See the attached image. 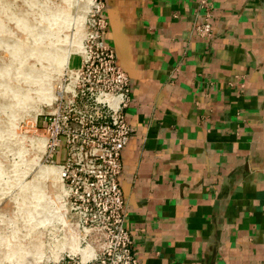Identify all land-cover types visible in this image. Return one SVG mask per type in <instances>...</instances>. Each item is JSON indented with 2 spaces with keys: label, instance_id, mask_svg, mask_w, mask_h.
Returning a JSON list of instances; mask_svg holds the SVG:
<instances>
[{
  "label": "crops",
  "instance_id": "0c3cea01",
  "mask_svg": "<svg viewBox=\"0 0 264 264\" xmlns=\"http://www.w3.org/2000/svg\"><path fill=\"white\" fill-rule=\"evenodd\" d=\"M105 1L133 82L121 181L140 264H264V0Z\"/></svg>",
  "mask_w": 264,
  "mask_h": 264
},
{
  "label": "rangeland",
  "instance_id": "374dc122",
  "mask_svg": "<svg viewBox=\"0 0 264 264\" xmlns=\"http://www.w3.org/2000/svg\"><path fill=\"white\" fill-rule=\"evenodd\" d=\"M94 3L0 0V264H53L68 253L84 254L82 249L92 253L64 193L51 197V181L40 174L42 167L59 174L60 169L46 161L45 146L39 151L34 143L44 139L40 121L52 110L60 82L82 62ZM59 51L65 55L62 63ZM41 83L55 87L51 102L39 97ZM57 201L59 216L53 210ZM65 223L77 229V242Z\"/></svg>",
  "mask_w": 264,
  "mask_h": 264
},
{
  "label": "built area",
  "instance_id": "2783aa9c",
  "mask_svg": "<svg viewBox=\"0 0 264 264\" xmlns=\"http://www.w3.org/2000/svg\"><path fill=\"white\" fill-rule=\"evenodd\" d=\"M106 7L105 0H95L82 62L62 79L52 110L40 121L44 157L60 169L71 219L92 250L53 264H140L121 181L123 152L134 134L128 119L133 82L106 37ZM211 14L192 27L203 41L213 37Z\"/></svg>",
  "mask_w": 264,
  "mask_h": 264
},
{
  "label": "bare ground",
  "instance_id": "6f19581e",
  "mask_svg": "<svg viewBox=\"0 0 264 264\" xmlns=\"http://www.w3.org/2000/svg\"><path fill=\"white\" fill-rule=\"evenodd\" d=\"M41 2H43V1H41ZM46 2V1H45ZM45 2H43V3H45ZM44 8V7H43ZM50 10V9H49ZM64 11V10H63ZM34 12V11H33ZM54 12V11H53ZM17 14V13H16ZM18 14H19V12H18ZM19 16V15H18ZM4 20V19H3ZM45 20V19H44ZM34 24V23H33ZM41 26V25H40ZM44 27H46L45 25H44ZM24 28V27H23ZM47 28V27H46ZM49 30V29H48ZM28 35V34H27ZM12 37V36H11ZM10 37V38H11ZM5 38H7V37H5ZM20 41V40H19ZM28 41V40H27ZM21 42H23V41H21ZM27 46H28V43H27ZM43 46V45H42ZM39 47V46H38ZM41 47V46H40ZM45 47V46H44ZM29 48V47H28ZM25 49V48H24ZM40 49H42V48H40ZM29 50V49H28ZM26 53V52H25ZM75 53V52H74ZM81 53V52H80ZM57 60H58V62H64V59H65V55H63L62 54V51H59V53H58V55H57ZM45 59V58H44ZM43 59V60H44ZM40 60V59H39ZM12 63V62H11ZM27 67H30V66H27ZM32 67V66H31ZM30 67V68H31ZM25 68V67H24ZM29 68V69H30ZM33 68V67H32ZM29 69H27V70H29ZM27 70H25L26 72H28ZM31 70V69H30ZM33 74V73H32ZM35 74H37V73H35ZM46 81V80H45ZM8 84V83H7ZM14 85V84H13ZM23 85V84H22ZM41 85H42V83H41ZM39 86V85H38ZM53 88H55L54 86H53V84L52 85H50V83H47L45 86H40L39 88H38V90H40L41 91V95L39 96L41 99H44L46 102H51V99L54 97L53 96ZM32 89V88H31ZM27 98V97H26ZM54 99V98H53ZM52 99V100H53ZM2 100V99H1ZM3 100H6V99H3ZM9 100V99H8ZM7 100V101H8ZM24 100V99H23ZM3 102V101H2ZM6 101H4L3 103H5ZM27 102V101H26ZM7 103V102H6ZM5 103V104H6ZM29 103V102H28ZM20 110V109H19ZM39 141H41L40 143L41 144H39V143H34L35 144V148H37L36 150H39V151H41L42 149H43V146H46V140L45 139H41V140H39ZM44 142V143H43ZM31 156H30V159L32 158V157H34L33 155H32V153L30 154ZM32 163L34 162V159L32 158L31 160H30ZM30 162V163H31ZM41 166V165H40ZM59 172V170H57V169H54V168H49V166L48 167H42L41 168V171H40V174H41V176L43 177V178H45V179H47V180H50L51 182L49 183V193H50V196L51 197H53V196H55V193H64V195H66V190H65V187H64V183H63V180H62V178L59 176L60 174L58 173ZM39 174V175H40ZM59 193V194H60ZM48 198V197H47ZM49 205V204H48ZM53 210H54V212L55 213H57L58 214V216H59V213H58V201H57V206H56V208L55 207H53ZM60 220H61V217H60ZM63 221V220H62ZM66 225H67V228H68V232H69V235L71 236V240H73V242L74 241H76V239H75V237H77V234L74 232L75 230H74V226L72 225V224H68V223H65ZM76 229V228H75ZM77 230V229H76ZM76 235V236H75ZM5 236V235H4ZM7 239H9V238H7ZM6 239V240H7ZM1 240V239H0ZM23 242V241H22ZM77 242V241H76ZM2 245V244H1ZM30 246V245H29ZM55 246V245H54ZM65 246V245H64ZM75 246V245H74ZM70 249V248H69ZM71 250V249H70ZM73 251H74V249H72ZM87 249H82L81 251L84 253V254H86L87 253V251H86ZM91 250V249H90ZM9 252V251H8ZM86 252V253H85ZM90 252V251H89ZM9 255V254H8ZM12 255L14 256V255H16V253H12ZM14 259V258H13ZM14 261V260H13ZM16 261V260H15Z\"/></svg>",
  "mask_w": 264,
  "mask_h": 264
},
{
  "label": "water",
  "instance_id": "95a60500",
  "mask_svg": "<svg viewBox=\"0 0 264 264\" xmlns=\"http://www.w3.org/2000/svg\"><path fill=\"white\" fill-rule=\"evenodd\" d=\"M120 63V62H119Z\"/></svg>",
  "mask_w": 264,
  "mask_h": 264
}]
</instances>
